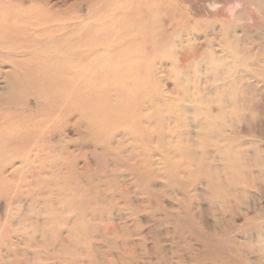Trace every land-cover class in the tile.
Instances as JSON below:
<instances>
[{
    "label": "rangeland",
    "instance_id": "obj_1",
    "mask_svg": "<svg viewBox=\"0 0 264 264\" xmlns=\"http://www.w3.org/2000/svg\"><path fill=\"white\" fill-rule=\"evenodd\" d=\"M102 2L0 0V264H264V0Z\"/></svg>",
    "mask_w": 264,
    "mask_h": 264
},
{
    "label": "bare ground",
    "instance_id": "obj_2",
    "mask_svg": "<svg viewBox=\"0 0 264 264\" xmlns=\"http://www.w3.org/2000/svg\"><path fill=\"white\" fill-rule=\"evenodd\" d=\"M84 1H86V0H84ZM94 1H95V0H94ZM108 1H109V0H108ZM129 1H130V0H129ZM159 1H160V0H159ZM103 2H104V0H103ZM103 2H102V3H103ZM147 2H148V1H147ZM150 2H151V1H150ZM97 3H98V2H97ZM104 3H106V0H105ZM125 3H126V2H125ZM132 3H133V2H132ZM151 3H152V2H151ZM142 4H143V0H142ZM122 5H123V4H121V6H122ZM132 5H133V4H132ZM132 5H130V6H132ZM150 5H151V4H150ZM78 6H79V5H78ZM103 6H104V5H103ZM127 6H129V4H128ZM146 6H147V5H146ZM171 6H172V5H171ZM133 7H134V6H133ZM135 7H136V6H135ZM118 8H120V6H119ZM139 8H141V6H140ZM145 8H146V7H145ZM101 9H102V8H101ZM124 9H125V8H124ZM133 9H135V8H133ZM69 10H70V9H69ZM90 10H91V9H90ZM92 10H94V9H92ZM120 10H122V9H120ZM135 10H136V9H135ZM145 10H146V9H145ZM164 10H165V9H164ZM169 10H170V9H169ZM61 11H62V10H61ZM126 11H127V10H126ZM146 11H147V10H146ZM165 11H166V10H165ZM167 11H168V8H167ZM94 12H96V11H94ZM139 13H142V12L140 11ZM152 13H153V12H152ZM152 13H151V14H152ZM156 14H159V13H156ZM135 15H136V14H135ZM159 15H160V14H159ZM136 16H137V15H136ZM76 18H77V17H76ZM153 18H154V17H153ZM141 19H142V17H141ZM154 19H155V18H154ZM71 20H72V18H71ZM78 20H79V19H78ZM73 21H74V20H73ZM154 21H155V20H154ZM182 21H183V20H182ZM78 22H79V21H78ZM82 25H83V24H82ZM64 26H65V25H64ZM64 28H65V27H64ZM144 28H145V27H144ZM21 29H22V28H21ZM71 29H72V28H71ZM84 29H85V28H84ZM127 29H128V28H127ZM140 29H141V28H140ZM146 29H147V28H146ZM158 29H159V28H158ZM20 31H21V30H20ZM82 31H83V30H82ZM117 31H118V30H117ZM104 32H105V31H104ZM104 32H103V33H104ZM141 32H142V31H141ZM141 32H140V33H141ZM156 32H157V31H156ZM179 32H180V31H179ZM221 32H222V31H221ZM221 32H220V33H221ZM35 33H37V32H35ZM82 33H83V32H82ZM142 33H143V32H142ZM78 34H79V33H78ZM78 34H77V35H78ZM138 34H139V33H138ZM21 35H22V34H21ZM140 35H141V34H140ZM79 36H80V35H79ZM137 36H138V35H137ZM145 36H146V35H145ZM152 36H153V35H152ZM178 36H179V34H178ZM221 36H222V33H221ZM230 36H231V35H230ZM230 36H229V37H230ZM232 36H233V35H232ZM110 37H112L111 34H110ZM113 37H114V35H113ZM134 37H135V36H134ZM53 38H54V37H53ZM51 39H52V38H51ZM51 39H50V40H51ZM126 39H127V38H126ZM212 39H213V38H212ZM229 39H230V38H229ZM231 39H232V38H231ZM42 40H43V39H42ZM102 40H104V39H102ZM234 41L237 43L236 40H234ZM122 42H123V40H122ZM155 43H156V42H155ZM219 45H220V44H219ZM222 45H223V44H222ZM29 46H30V45H29ZM80 46H81V45H80ZM80 46H78V47H80ZM257 46H258V45H257ZM263 46H264V45H263ZM263 46H262V47H263ZM84 47H85V45H84ZM222 47H223V46H222ZM259 47H260V45H259ZM259 47H258V48H259ZM30 48H31V47H30ZM30 48H28V49H30ZM32 48H33V47H32ZM228 48H230V47H228ZM235 48H236V47H235ZM260 48H261V47H260ZM28 49H27V50H28ZM222 49H224V48H222ZM233 49H234V48H233ZM239 49H240V47H239ZM241 49H242V48H241ZM235 50H236V49H235ZM258 50H259V49H258ZM146 51H148V50H146ZM231 51H233V50H231ZM239 51H240V50H239ZM242 51H243V50H242ZM225 52H226V51H225ZM247 52H248V51H247ZM227 53H228V52H227ZM227 53H226V54H227ZM229 53H230V52H229ZM244 53H245V52H244ZM251 53H252V52H251ZM238 54H239V53H238ZM247 54H248V53H247ZM83 55H84V54H83ZM83 55H82V56H83ZM228 55H229V54H228ZM249 55H250V53H249ZM246 56H248V55H246ZM83 57H84V56H83ZM251 57L253 58V56H251ZM255 58H256V57H255ZM246 59H247V58H246ZM257 59H258V58H257ZM260 59H261V58H260ZM242 60H245V59L242 58ZM258 60H259V59H258ZM214 61H215V60H214ZM223 61H224V60H223ZM239 61H240V60H239ZM248 61H249V60H247V62H248ZM67 62H68V61H67ZM215 62H216V61H215ZM76 63H77V62H76ZM216 63H217V62H216ZM243 63H245V62H243ZM248 63H249V62H248ZM250 63H251V62H250ZM252 63L254 64L255 62L252 61ZM252 63H251V67L253 68V66H252L253 64H252ZM69 64H70V62H69ZM78 64H79V63H78ZM101 64H102V63H101ZM101 64L99 65L100 67L102 66ZM213 64H214V63H213ZM217 64H218V63H217ZM228 64H230V63H228ZM256 64H257V63H256ZM241 65H243V66L245 67V65H247V63H246L245 65H244V64H241ZM80 66H81V65H80ZM83 66H85V65H83ZM91 66H92V65H91ZM103 66H104V64H103ZM103 66H102V67H103ZM216 66H218V65H216ZM216 66H215V68H216ZM248 66H249V64H248ZM254 66H255V65H254ZM256 66H257V65H256ZM262 66H263V65H262ZM72 67H73V66H72ZM86 67H87V66H86ZM88 67H89V66H88ZM94 67H95V66H94ZM96 67H98V66H96ZM228 67H229V66H227L226 69H228ZM249 67H250V66H249ZM83 68H84V67H83ZM90 68H91V67H90ZM104 68H105V66L103 67V69H104ZM246 68H247V67H246ZM87 69H88V68H87ZM87 69H86V70H87ZM103 69H102V70H103ZM253 69H254V71H255L256 67H254ZM257 69H258V67H257ZM108 70H109V69H108ZM216 70H217V69H216ZM105 71H106V70H105ZM224 71H225V70H224ZM224 71H223V73H224ZM103 72H104V71H103ZM226 72H228V71H226ZM226 72H225V74H226ZM246 72H247V71H246ZM246 72H245V73H246ZM92 73H93V72H92ZM108 73H109V72H108ZM223 73H222V74H223ZM238 73H239V72H237V76H241V74H243V73H241V71H240V73H241L240 75H239ZM252 73H253V72H252ZM84 74H85V73H84ZM86 74H87V73H86ZM106 74H107V73H106ZM205 74H206V73H205ZM222 74H221V75H222ZM225 74H224L223 76H225ZM250 74H251V73H250ZM253 74H254V73H253ZM253 74H252V76L255 75V74H254V75H253ZM82 75H83V74H82ZM102 75H103V74H102ZM227 75H228V73H227ZM232 75H233V74H232ZM245 75H247V77H248L249 74H245ZM83 76H84V75H83ZM223 76H222V77H223ZM242 76H243V75H242ZM216 77H217V75H216ZM225 77H226V76H225ZM79 78H80V77H79ZM148 78H149V77H148ZM235 78H236V77H234V80L231 79L232 82L236 80ZM238 78H239V77H238ZM220 79H222V78H220ZM223 79H224V78H223ZM225 79H226V78H225ZM102 80H103V79H102ZM218 80H219V79H218ZM229 80H230V79H229ZM150 81H152V80H150ZM210 81H211V80H210ZM214 81H215V79H214ZM222 81H223V80H222ZM237 81H239V83L241 82L239 79H237ZM78 82H79V81H78ZM211 83H212V82H211ZM211 83H210V84H211ZM229 83H230V82H229ZM233 83H234V82H233ZM239 83H236V84L234 83V84H235V86H237V84H239ZM75 84H76V83H75ZM178 84H179V83H178ZM216 84H217V83H216ZM221 84H222V83H221ZM234 84H233V86H234ZM241 84H242V87H243V88L246 87V85L243 84L242 82L240 83V85H241ZM109 85H110V84H109ZM150 85H151V84H150ZM213 85H214V84H213ZM222 85H223V84H222ZM227 85H228V83H227ZM229 85H230V84H229ZM240 85H239V86H240ZM243 85H244V86H243ZM215 86H216V85H215ZM233 86H231V87H233ZM235 86H234V87H235ZM252 86H253V85H252ZM252 86H251V87H252ZM147 87H148V86H147ZM211 87H212V86H211ZM217 87H218V86H217ZM224 87H225V86H224ZM234 87H233V89H234ZM247 87H248V85H247ZM220 88H222V86H221ZM235 88H236V87H235ZM137 89H139V88H137ZM180 89H181V88H180ZM218 89H219V88H218ZM218 89H217V91H219ZM225 89H226V88H225ZM229 89H230V88H229ZM229 89H228V90H229ZM237 89H239V88H237ZM245 89H247V88H245ZM245 89H244V91H245ZM72 90H73V89H72ZM140 90H141V89H140ZM228 90H227V93L229 92ZM231 90H232V88H231ZM239 90H240V89H239ZM239 90H238V91H239ZM241 90H243V89L241 88ZM138 91H139V90H138ZM179 91H180V90H179ZM179 91H178V92H179ZM182 91H183V90H182ZM221 91H224V88L221 89ZM238 91L236 90L237 93H238ZM249 91H250V90H249ZM119 92H120V91H119ZM139 92H141V91H139ZM142 92H143V91H142ZM171 92H172V91H171ZM171 92H170V93H171ZM175 92H176V91H175ZM184 92H185V91H184ZM186 92H187V91H186ZM205 92H206V90H205ZM205 92H204V93H205ZM208 92H209V91H208ZM219 92H220V91H219ZM224 92H225V91H224ZM234 92H235V91H234ZM236 92H235V93H236ZM195 93H196V92H195ZM216 93H218V92H216ZM230 93H232V92H229V93H228V96L230 95ZM235 93H234V94H235ZM244 93H245V92H244ZM246 93H247V91H246ZM171 94H172V93H171ZM174 94H175V93H174ZM177 94H178V93H177ZM182 94H183V92H182ZM199 94H200V93H199ZM225 94H226V93H225ZM239 94H240V93H239ZM241 94H242V93H241ZM209 95H210V94H209ZM231 95H232V94H231ZM236 95H237V94H235V97H236ZM243 95H244V94H243ZM243 95H242V96H243ZM247 95H248V97H250L251 93H247ZM189 96H190V95H189ZM217 96H218V95H217ZM219 96H220V95H219ZM223 96H224V94H223ZM223 96H222V97H223ZM251 96H252V95H251ZM69 97H70V96H69ZM69 97H68V98H69ZM245 97H246V96H245ZM248 97H247V98H248ZM127 98H128V97H127ZM130 98H131V97H130ZM155 98H156V97H155ZM192 98H193V97H192ZM225 98H226V97H225ZM229 98H230V97H229ZM233 98H234V97H233ZM138 99H139V98H138ZM200 99H201V98H200ZM231 99H232V97H231ZM152 100L154 101V99H152ZM195 100H196V99H195ZM209 100H210V99H209ZM220 100H222V98H221ZM232 100H236V99H232ZM247 100H249V99H247ZM236 101H237V100H236ZM236 101H235V102H236ZM157 102H158V100H157ZM157 102H155V103H157ZM193 102H194V98H193ZM193 102H192V103H193ZM203 102H204V101H203ZM219 102H220V101H219ZM136 103H137V102H136ZM216 103H218V102H216ZM216 103H215V105H216ZM226 103H228V102H226ZM230 103H231V102H230ZM252 103H254V102H252ZM244 104H245V103H244ZM254 104H255V103H254ZM200 105H201V104H200ZM210 105H211V104H210ZM246 105H247V103L245 104V106H246ZM136 106H137V105H136ZM138 106H139V105H138ZM194 106H195V105H194ZM240 106H242V104H240L239 107H240ZM243 106H244V105H243ZM252 106H254V105L252 104ZM140 107H141V106H140ZM217 107H218V106H217ZM239 107H238V109H239ZM123 108H124V107H123ZM155 108H156V107H155ZM180 108H181V107H180ZM202 108H203V105H202ZM202 108H201V109H202ZM204 108H205V107H204ZM210 108H211V107H210ZM240 108H241V107H240ZM246 108H247V107H245V109H246ZM112 109H113V108H112ZM120 109H121V108H120ZM125 109H126V108H125ZM125 109H123V110H124V113H125V111H126ZM127 109H128V107H127ZM153 109H154V108H153ZM193 109H194V108H193ZM222 109H223V108H222ZM232 109L234 110V108H232ZM247 109H248V108H247ZM253 109H254V108H253ZM141 110H142V109H141ZM143 110H146V109H143ZM202 110H203V109H202ZM229 110H230V109H229ZM251 110H252V109H251ZM254 110H255V109H254ZM134 111H135V109H134ZM134 111H133V112H134ZM155 111H156V109H155ZM234 111L236 112L237 109L234 110ZM239 111H240V110H239ZM247 111H249V110H247ZM247 111H246V112H247ZM138 112H139V111H138ZM141 112H144V111H141ZM202 112H204V111H202ZM228 112H229V111H228ZM228 112H227V114H228ZM240 112H241V111H240ZM244 112H245V111H244ZM152 113H153V112H152ZM187 113H188V112H187ZM198 113H199V112H198ZM198 113H197V114H198ZM231 113H233V112H231ZM241 113H242V112H241ZM127 114H128V113H127ZM127 114H126V115H127ZM130 114H131V113H130ZM143 114H144V113H142V115H143ZM204 114H206V113H204ZM151 115H152V114H151ZM155 115H156V114H155ZM202 115H203V114H202ZM234 115H235V113H234ZM120 116H122V115H120ZM140 116H141V115H140ZM147 116H148V115H147ZM149 116H150V113H149ZM197 116H199V115H197ZM209 116H210V115H209ZM223 116H225V115H223ZM240 116H242V114H240ZM244 116H245V119H243V118H241V119H243L245 122H247V121H246L247 117H246V115H244ZM244 116H243V117H244ZM123 117H124V116H123ZM133 117L135 118L136 115L133 116ZM137 117H138V116H137ZM137 117H136V119H137ZM143 117H144V116H143ZM203 117H204V116H203ZM212 117H213V116H211V118H212ZM226 117H227V116H226ZM228 117H229V116H228ZM234 117H235V116H234ZM238 117H239V115H238ZM118 118H120V117H118ZM118 118L115 119V120H120V121L123 120L122 117H121V119H118ZM126 118H127V117H126ZM126 118H125V120H126ZM159 118H160V116H159ZM182 118H183V117H182ZM195 118H197V117H195ZM198 118H199V117H198ZM229 118H230V117H229ZM141 119H142V118H141ZM144 119H146V118L144 117ZM156 119H157V118H156ZM113 120H114V119H113ZM134 120H135V119H134ZM146 120H148V118H147ZM178 120H179V119H178ZM193 120L196 121L197 119H193ZM236 120H237V118H236ZM243 120H242V121H243ZM247 120H248V119H247ZM120 121H119V122H120ZM123 121H124V120H123ZM135 121H136V120H135ZM153 121H154V120H153ZM156 121H157V124H158V121H159V120H156ZM173 121H174V120H173ZM231 121H232V120H231ZM114 122H116V121H114ZM117 122H118V121H117ZM168 122H169V121H168ZM168 122H167V123H168ZM174 122H175V121H174ZM201 122H203V119H202ZM225 122H226V121H225ZM227 122H228V121H227ZM248 122H249V121H248ZM108 123H109V122H108ZM122 123H123V122H122ZM127 123H129V122H127ZM159 123H161V122H159ZM178 123H180V122H178ZM186 123H187V122H186ZM196 123H198V122H196ZM213 123H214V122H213ZM236 123H238V122L236 121ZM150 124H151V123H150ZM162 124H163V122L161 123V126H163ZM173 124H174V123H172V125H169V126H173ZM182 124H183V123H182ZM225 124H226V123H225ZM247 124H248V123H247ZM117 125H119V124H117ZM120 125H122V124L120 123ZM125 125H126V124H125ZM132 125H134V124H132ZM142 125H143V124H142ZM146 125H147V124H146ZM148 125H149V124H148ZM153 125H154V124H153ZM176 125H178V124L176 123ZM180 125H181V124H180ZM219 125H220V124H219ZM221 125H223V124H221ZM221 125H220V127H221ZM231 125H232V122H231ZM129 126H130V125H129ZM136 126H137V125H136ZM150 126H152V124H151ZM154 126H155V125H154ZM156 126H157V125H156ZM156 126H155L154 128H156ZM159 126H160V125H159ZM159 126H157V127H159ZM169 126H168V127H169ZM178 126H179V125H178ZM229 126H230V125H229ZM131 127H132V126H131ZM134 127H135V126H134ZM174 127H176V126H174ZM174 127H172V129H174ZM144 128H145V127H144ZM147 128H148V127H147ZM147 128H146V131H147ZM149 128H150V127H149ZM152 128H153V127H152ZM159 128H160V127H159ZM161 128L164 129L165 127H161ZM161 128H160V130H161ZM191 128H194V127L191 126ZM205 128H206V130H207V127H205ZM222 128H223V126H222ZM137 129H138V128H137ZM150 129H151V128H150ZM166 129H169V128H166ZM170 129H171V128H170ZM219 129H220V128H219ZM130 130H134V129H130ZM155 130H156V129H155ZM164 130H165V129H164ZM175 130H176V128H175ZM175 130H174V131H175ZM195 130H196V132L198 131L197 128H196ZM202 130H203V129H202ZM220 130H221V129H220ZM137 131H139V130H137ZM137 131H136V132H137ZM149 131L151 132L152 130H149ZM162 131H163V130H162ZM162 131H161V133H162ZM165 131L168 133V130H165ZM204 131H205V130H204ZM221 131H223V130H221ZM227 131H228V130H227ZM171 132H172V130H171ZM171 132H170V130H169V133H171ZM189 132H190V130H189ZM196 132H195L194 134H196ZM202 132H203V131H202ZM205 132H206V131H205ZM225 132H226V131H225ZM232 132H233V131H232ZM163 133H165V132L163 131ZM190 133H192V132H190ZM203 133H204V132H203ZM203 133H202V134H203ZM221 133H222V132H221ZM138 134H139V133H138ZM156 134H157V133H156ZM176 134H177V133H176ZM181 134H184V133H180V135H181ZM142 135H143V134H142ZM148 135H149V134H148ZM150 135H152V133H150ZM161 135H162V134H161ZM164 135H165V134H164ZM166 135H167V134H166ZM186 135H187V134H186ZM186 135H185V136H186ZM200 135H201V134H200ZM203 135L205 136V134H203ZM207 135H208V134H207ZM210 135H211V134H210ZM217 135H218V134H217ZM223 135H224V134H223ZM229 135H230V134H229ZM143 136H144V135H143ZM162 136H163V135H162ZM173 136H174V135H173ZM188 136H189V135H188ZM188 136H187V137H188ZM133 137H134V136H133ZM156 137H157V136H156ZM163 137H164V136H163ZM167 137H169V135H168ZM180 137H181V136H179V138H180ZM207 137H208V136H207ZM209 137H210V136H209ZM222 137H223V136H222ZM188 138H189V137H188ZM211 138H212V136H211ZM219 138H221V136H220ZM139 139H140V138H139ZM149 139L151 140L152 138H149ZM156 139H157V138H156ZM160 139H161V138H160ZM165 139L167 140V138H165ZM180 139H181V138H180ZM192 139H193V138H192ZM192 139H191V140H192ZM214 139H215V138H214ZM132 140H133V139H132ZM145 140H146V139H145ZM168 140H170V137H169ZM133 141H135V139H134ZM137 141H138V140H137ZM146 141H147V140H146ZM162 141H163V140H162ZM162 141H161V143H162ZM192 141H193V140H192ZM198 141H199V139H198ZM218 141H219V139H218ZM221 141H223V139H222ZM221 141H220V142H221ZM224 141H225V139H224ZM156 142H157V141H156ZM196 142H197V141H196ZM152 143H153V142H152ZM192 143H194V142H192ZM213 143H214V142H213ZM199 144H200V143H199ZM165 146H166V144H165ZM165 146H164V147H165ZM252 146H253V145H252ZM135 147H136V146H135ZM135 147L133 146L132 148L134 149ZM162 147H163V146H162ZM166 147H167V146H166ZM166 147H165V150L167 149ZM132 148H131V149H132ZM175 148H176V147H175ZM136 149H137V148H136ZM147 149H148V148H147ZM147 149H146V150H147ZM36 150H37V149H36ZM139 150H140V149H139ZM190 150H191V149H190ZM225 150H226V149H225ZM232 150H233V149H232ZM150 151H151V150H150ZM169 151H170V149H169ZM175 151H176V150H174V152H175ZM254 151H256V150H254ZM171 152L173 153V151H171ZM171 152H170V153H171ZM176 152H177V151H176ZM187 152H188V151H187ZM191 152H192V151H191ZM246 152H247V151H246ZM138 153H139V152H138ZM140 153H141V152H140ZM143 153H144V152H143ZM253 153H254V152H253ZM255 153H256V152H255ZM173 154H174V153H173ZM193 154H194V153H193ZM203 154H204V153H203ZM228 154H229V153H228ZM233 154H235V153H233ZM236 154H237V153H236ZM249 154H250V153H249ZM137 155H139V154H137ZM146 155H147V154H146ZM194 155H195V154H194ZM238 155H239V154H238ZM132 156L134 157V156H136V155L133 154ZM234 156H235V155H234ZM244 156H245V155H244ZM244 156H242V157H244ZM253 156H255V158H254V159H253V158H250V160L252 161V159H253L254 164H257V162H258V163H261V162H262V158H261V155H260L259 153H258V154H255V155L253 154ZM190 157H191V156H190ZM240 157H241V156H240ZM246 157H247V154H246ZM169 158L171 159V157H169ZM227 158H228V157H227ZM235 158H236V157H235ZM244 159H245V158H244ZM135 160H138V159H135ZM139 160H140V159H139ZM139 160H138V161H139ZM236 160H237V159H236ZM248 160H249V159H246V161H248ZM146 161H147V160H146ZM222 161H223V160H222ZM251 161H250V162H251ZM187 162H188V159H187ZM233 162H234V161H233ZM250 162H248V163H250ZM188 163H189V162H188ZM236 163H237V162H236ZM173 164H174V163H173ZM176 164H177V163H176ZM225 164H227V163H225ZM133 165H134V164H133ZM147 165H148V164H147ZM177 165H179V164H177ZM177 165H175V166L178 168ZM188 165H189V164H188ZM188 165H187V168H188ZM227 165H228V164H227ZM163 166H164V165H163ZM179 166H180V165H179ZM193 166H194V165H193ZM206 166H207V165H206ZM224 166H225V165H224ZM224 166H223V168H224ZM234 166H235V165H234ZM256 166H257V165H256ZM258 166H260V165H258ZM189 167H190V166H189ZM134 168H135V169H138V167H136V166H135ZM180 168H181V167H180ZM182 168H183V167H182ZM205 168H206V167H205ZM223 168H222V169H223ZM225 169H226V168H224V170H225ZM240 169H241V168H240ZM246 169H247V168H246ZM246 169H245V170H246ZM140 170H141V168H140ZM140 170H139V171H140ZM183 170H185V168H183ZM188 170H189V169H188ZM224 170H222V171H224ZM212 171H213V170H212ZM260 171H261V170H260ZM204 172H205V171H204ZM224 172H225V171H224ZM241 172H242V171L240 170V173H241ZM261 172H262V171H261ZM139 174H140V173H139ZM213 174H214V173H213ZM209 175H210V174H209ZM214 175H215V174H214ZM224 175H225V174H224ZM139 176H140V175H139ZM142 176H143V175H142ZM204 176H205V174H204ZM225 176H226V175H225ZM257 176H258V175H257ZM260 176H262V174H261ZM263 176H264V173H263ZM146 177H150V175H149V176H146ZM151 177H152V176H151ZM169 177H170V176H169ZM171 177H172V176H171ZM215 177H216V176H215ZM226 177H227V176H226ZM231 177H232V176H231ZM138 178H139V177H138ZM140 178H141V177H140ZM140 178H139V179H140ZM213 178H214V177H213ZM217 178H218V177H217ZM228 178H229V177H228ZM139 179H138V180H139ZM174 179H175V178H174ZM174 179H173V181H175ZM208 180H209V179H208ZM232 180H234V179L232 178ZM147 183H148V182H147ZM44 184H45V183H44ZM175 184H176V183H175ZM178 184H179V182H178ZM170 185H171V184H170ZM235 185H236V184H235ZM231 188H232V187H231ZM235 188H236V187H235ZM233 189H234V188H233ZM235 190H236V189H235ZM18 223H19V222H18ZM21 224H22V223H21ZM44 225H45V224H44ZM46 225H47V224H46ZM23 227H24V226H23ZM76 229H77V228H76ZM76 229H74V230H76ZM38 230H39V228H38ZM47 230H48V229H47ZM71 231H72V230H71ZM50 233H51V232H50ZM36 234H37V233H36ZM43 237H44V236H43ZM45 240H46V239H45ZM32 242H33V241H32ZM43 244H44V243H43ZM44 247H45V246H44ZM35 258H36V257H35ZM37 259H38V258H37Z\"/></svg>",
    "mask_w": 264,
    "mask_h": 264
}]
</instances>
